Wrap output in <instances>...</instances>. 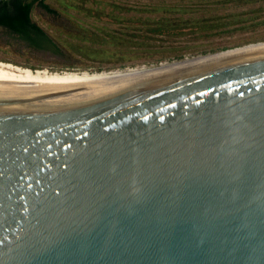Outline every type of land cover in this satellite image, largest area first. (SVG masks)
Instances as JSON below:
<instances>
[{
  "label": "water",
  "instance_id": "water-1",
  "mask_svg": "<svg viewBox=\"0 0 264 264\" xmlns=\"http://www.w3.org/2000/svg\"><path fill=\"white\" fill-rule=\"evenodd\" d=\"M251 45L97 84L0 83V264H264Z\"/></svg>",
  "mask_w": 264,
  "mask_h": 264
},
{
  "label": "trees",
  "instance_id": "trees-1",
  "mask_svg": "<svg viewBox=\"0 0 264 264\" xmlns=\"http://www.w3.org/2000/svg\"><path fill=\"white\" fill-rule=\"evenodd\" d=\"M55 2L58 7L45 0H1L0 27L36 50L64 52L98 64L158 61L179 56L200 42L264 29V0H151L138 6L115 0ZM35 5L56 18L62 11L68 23L56 27L57 35L47 33L31 19ZM71 11L76 15L70 17Z\"/></svg>",
  "mask_w": 264,
  "mask_h": 264
},
{
  "label": "rangeland",
  "instance_id": "rangeland-1",
  "mask_svg": "<svg viewBox=\"0 0 264 264\" xmlns=\"http://www.w3.org/2000/svg\"><path fill=\"white\" fill-rule=\"evenodd\" d=\"M104 1V0H102ZM96 0V2H101ZM117 3L126 4L128 6L141 5L151 0H115ZM45 2L51 6L58 7L55 0H45ZM92 3H86V6H91ZM93 5V4H92ZM60 11L58 18L47 15L39 6L35 5L31 10V19L37 23L44 31L51 35H57L59 29L57 26H64L68 23V17H66ZM69 16L73 17L76 12H69ZM264 34V29L259 30L257 33H250L248 35H235L232 37H226L223 39H216L213 41L200 42L197 47L189 49L188 51H182L179 56H172L170 58L161 59L158 61H137L134 63L125 64H98L81 61V57L73 56L68 53H56L51 50H36L30 47L28 42L23 39H19L12 35L6 29L0 27V61L11 63L23 68H29L31 70H45L48 72H76V73H110V72H124L127 70L146 69L164 66L176 62L190 60L193 58L214 54L221 51L231 50L238 47H243L251 44L263 43L259 37ZM249 37L261 39L251 41L249 43L239 44L242 40ZM240 45V46H239ZM184 52V53H183ZM116 70V71H115ZM108 71V72H107Z\"/></svg>",
  "mask_w": 264,
  "mask_h": 264
},
{
  "label": "bare ground",
  "instance_id": "bare-ground-1",
  "mask_svg": "<svg viewBox=\"0 0 264 264\" xmlns=\"http://www.w3.org/2000/svg\"><path fill=\"white\" fill-rule=\"evenodd\" d=\"M254 45H250L251 47ZM170 65V64H167ZM160 66L161 67H165ZM156 68H144L134 70H125L124 72H110V73H76V72H48L45 70H31L29 68H23L13 65L7 62L0 61V83L30 86V87H42V88H66L74 86H82L89 84H97L108 81H114L124 78H130L149 74ZM116 71V70H115ZM108 72V71H107Z\"/></svg>",
  "mask_w": 264,
  "mask_h": 264
},
{
  "label": "flooded vegetation",
  "instance_id": "flooded-vegetation-1",
  "mask_svg": "<svg viewBox=\"0 0 264 264\" xmlns=\"http://www.w3.org/2000/svg\"><path fill=\"white\" fill-rule=\"evenodd\" d=\"M40 8V7H39ZM43 10V9H42ZM44 11V10H43ZM45 12V11H44ZM47 15H49V16H52L51 14H48L47 12H45Z\"/></svg>",
  "mask_w": 264,
  "mask_h": 264
}]
</instances>
